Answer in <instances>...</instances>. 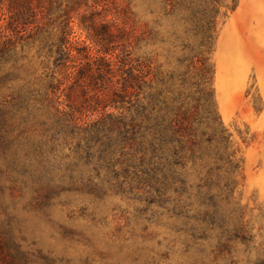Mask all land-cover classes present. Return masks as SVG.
Masks as SVG:
<instances>
[{
  "label": "trees",
  "instance_id": "trees-1",
  "mask_svg": "<svg viewBox=\"0 0 264 264\" xmlns=\"http://www.w3.org/2000/svg\"><path fill=\"white\" fill-rule=\"evenodd\" d=\"M134 1L127 0L120 24L108 19L107 0H0V191L9 182L23 185L34 157L37 165L45 162L49 190L172 206L169 215L194 242L186 244L191 264H243L232 256L237 242L246 246V264H264L263 247L251 259L255 237L241 208L222 200L237 185L241 162L214 104L211 57L221 0H160L163 17L172 20L167 38L185 67L166 77L135 54L159 33L141 29ZM75 18L83 43L72 39ZM36 45L45 58L40 78L23 63L25 49ZM31 122L41 130L33 143L21 130ZM212 240L214 258L206 261Z\"/></svg>",
  "mask_w": 264,
  "mask_h": 264
},
{
  "label": "rangeland",
  "instance_id": "rangeland-1",
  "mask_svg": "<svg viewBox=\"0 0 264 264\" xmlns=\"http://www.w3.org/2000/svg\"><path fill=\"white\" fill-rule=\"evenodd\" d=\"M106 4L108 19L123 24L127 0H107ZM221 10L211 57L214 104L241 162L234 174L237 185L222 200L230 202L231 209L241 208L255 237L251 259L256 260L264 249V0H221ZM134 12L141 29L147 25L148 31L159 33L140 44L135 54L150 59L165 77L183 73L182 53L175 54L174 42L167 38L172 20L163 17L160 0H135ZM72 27V39L86 41L79 18ZM38 50V45L28 46L23 54L27 58L23 63L36 78L44 77L45 58L38 57ZM32 126L31 122L21 129L31 134V143L41 137L40 128ZM26 139L25 135L20 138L24 146L30 143ZM33 158L31 176L24 178V184L9 182L5 192L0 191L8 210L7 215L0 211L5 224L0 236L7 242L0 250V264H191L186 244L194 242L183 233V224L169 215L167 208L172 206L148 208L139 198L112 193L92 198L65 188L49 190L45 162L37 165ZM191 180L197 192L196 173ZM146 208L142 216L140 211ZM206 245L209 261L217 242ZM235 247L232 256L246 264V246L237 242Z\"/></svg>",
  "mask_w": 264,
  "mask_h": 264
}]
</instances>
